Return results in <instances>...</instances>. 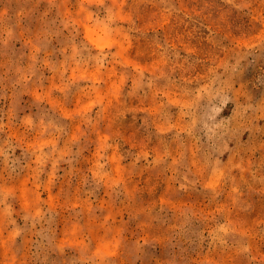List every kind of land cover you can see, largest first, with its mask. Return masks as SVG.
I'll return each mask as SVG.
<instances>
[{
  "label": "rangeland",
  "instance_id": "obj_1",
  "mask_svg": "<svg viewBox=\"0 0 264 264\" xmlns=\"http://www.w3.org/2000/svg\"><path fill=\"white\" fill-rule=\"evenodd\" d=\"M0 264H264V0H0Z\"/></svg>",
  "mask_w": 264,
  "mask_h": 264
}]
</instances>
